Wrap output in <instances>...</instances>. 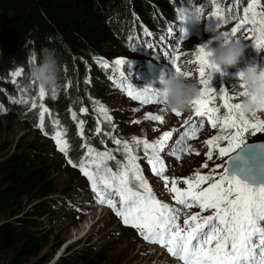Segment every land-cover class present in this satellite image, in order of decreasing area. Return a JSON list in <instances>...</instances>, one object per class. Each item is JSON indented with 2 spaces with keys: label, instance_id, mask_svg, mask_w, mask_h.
Here are the masks:
<instances>
[{
  "label": "snow or ice",
  "instance_id": "snow-or-ice-1",
  "mask_svg": "<svg viewBox=\"0 0 264 264\" xmlns=\"http://www.w3.org/2000/svg\"><path fill=\"white\" fill-rule=\"evenodd\" d=\"M213 3L215 4L216 0H213ZM194 13L202 14V8L187 6L178 8V18L181 21ZM213 18L216 21L215 29H218L222 23L228 22V17L222 14L218 6L209 17V19ZM234 18L238 21L236 25L230 31L223 32L226 40L236 38L242 41L238 34L246 30L253 33L251 39L256 41V47L264 48V13L257 11V0H251L248 3L243 10V17ZM171 31L170 28L169 32ZM187 35V32L182 30L179 40L187 39ZM251 39L248 41L251 42ZM176 51L177 55L171 58L175 73L190 78L192 74L182 72L178 65L180 57L178 50ZM205 57V44H201L195 53L194 61L199 66L201 88L199 95L192 101L191 107L196 117L201 119L207 117L213 129L219 124L221 132L226 129L234 130L230 135H215L206 141L207 160L212 161L214 153L218 152L220 158H226V163L215 165L208 174L197 171L194 178H182V180L172 178L170 181L161 154L165 151L166 144L173 133L164 132L160 140L155 143L133 137V142L138 147L143 145L144 158L151 165L152 172L163 179L165 188L174 194L172 199L181 207L173 208L168 203L157 199L137 163L138 157L134 155L132 147L127 141L122 142L115 136L111 137L113 142L116 145L123 143L124 152L127 155V162L118 165L116 171H113L107 163L108 160L114 159L110 152L97 151L86 144V156L78 164L70 158L67 163L72 167H78L87 177L100 205L109 207L125 226L136 229L146 242L165 247L167 252L182 261V264H264V166L244 160V168L240 175H230L228 171L230 161L241 159L237 150L247 144L245 134L256 135L264 132V119L249 121L237 113L239 104L233 101L244 94L242 84H240V91L233 90L231 94L226 89L222 88L217 92L211 87L212 74L221 70L209 65ZM32 59H35V54ZM124 64L125 61L122 59L115 61L117 68ZM103 67L107 68L108 65L104 64ZM23 72L22 67L13 71L14 83L15 78L21 76ZM127 94L133 100L143 104H161L156 91L150 88L138 90L129 86ZM46 95L47 91L39 88V98L43 100ZM51 95L55 99L57 89H53ZM217 98L223 101V109L226 110L222 117L221 109L211 106ZM32 107H36L35 102L32 103ZM40 107L42 110L37 126L43 131L44 114L49 110L43 104ZM100 110L107 113L105 108ZM80 111L87 112V109L81 108ZM161 111L166 109L162 108ZM172 113L177 117L182 115L177 111ZM105 118L111 120L110 116L106 115ZM145 118L160 123L165 120L163 115L151 113H148ZM73 119H76L75 113H73ZM189 123L185 121V124ZM83 124V120L78 124L81 136H83ZM195 129L196 125L191 123V127L177 141L176 147L172 150L173 155L177 152L183 154L189 151L183 141L185 138H193ZM95 131L99 134L100 127L98 126ZM63 135L62 132L56 131L51 138L55 140L58 150L68 157L70 147ZM220 141H226V146H220ZM253 147L264 150V143H255ZM177 159H179L178 155ZM202 167L207 169L209 165L204 163ZM133 181L137 182L138 188L132 187ZM180 183L187 187H179ZM117 196L118 204L114 199ZM192 208H198L199 211L184 215L181 224L183 210Z\"/></svg>",
  "mask_w": 264,
  "mask_h": 264
},
{
  "label": "trees",
  "instance_id": "trees-1",
  "mask_svg": "<svg viewBox=\"0 0 264 264\" xmlns=\"http://www.w3.org/2000/svg\"><path fill=\"white\" fill-rule=\"evenodd\" d=\"M187 1L0 0V105L6 108L7 120H20L27 127L37 128L40 106L29 111L25 106H10L8 101L17 97L39 101V86L28 75L30 65L39 57H32L45 47L55 49L62 73L56 98L48 90L39 102L49 110L44 114L43 133L49 137L56 125L65 130L68 157L77 164L85 155V144L107 150L108 141L95 131V118L80 111L106 92L102 70L92 60L107 61L127 54L134 41L130 39L131 29L137 22L145 26L135 31L137 37L146 30L164 29ZM236 1L240 6L251 2ZM236 15L234 10L232 17ZM21 67L24 72L14 83L12 73ZM1 117L0 136L5 130ZM81 120L83 136L78 128ZM36 141L0 160V264H27L47 243V237L37 229L35 216L55 207L59 193L47 155L49 143ZM27 202L35 204L30 212L23 209ZM99 257L86 251L81 257L66 255L58 264H98Z\"/></svg>",
  "mask_w": 264,
  "mask_h": 264
},
{
  "label": "rangeland",
  "instance_id": "rangeland-1",
  "mask_svg": "<svg viewBox=\"0 0 264 264\" xmlns=\"http://www.w3.org/2000/svg\"><path fill=\"white\" fill-rule=\"evenodd\" d=\"M188 2L191 4V8H200V6L203 5V0H193V3H191L192 0H189ZM245 6L246 4H242L241 6L239 4L240 8H244ZM243 10L244 9L239 12L238 16L243 17ZM257 11L264 13V0L257 1ZM213 12L214 10L211 8L202 11V21L198 28H193L191 25V15L183 21V24L174 25L171 34L166 37L165 41H161V48L158 46V37H155L151 40L147 39L146 46H150L148 47L149 50L144 53L137 50V52H130L116 57V59L107 61H103L102 59L92 60L96 62L98 66L99 64L102 66L107 64L108 67L112 69V72H114L113 79L103 80L104 85L107 81L105 85V95L98 100L90 102L85 107L87 112H82L88 113L96 118L97 127L99 126L101 129L100 133L102 139L108 141V149L106 151L110 152L114 157L110 162L109 160L107 161L108 166L112 169L113 166L118 168V165L125 164L127 162V155L124 152L123 143L121 145H116L111 137L115 136L116 139L124 142L130 136L137 138L145 136L151 141H156L160 139L159 135L161 134V130H171L175 127V129L183 133L178 135L180 139L184 135V132L191 127V123L196 125L195 136L198 135V132H202L204 136L201 137L199 141L196 139L191 141L192 143L190 140L185 143V138L183 142L189 148V151L186 152L187 158L184 159L183 156L181 159L184 160L179 162L176 157L177 155H182L179 152H177L175 156L173 155V157L170 155L169 150L167 153L161 154L165 158H172V160H175V162H172V167L169 169L170 174L173 173L169 180L171 181L172 178L181 180L182 178H194L197 171H200L201 174H208L215 165L223 164L222 160H225L226 163V158L220 159L218 152L214 153V159L212 161H208L206 156L208 151L206 141L213 137L217 131H221L219 124L213 129L207 117L201 119L195 116L192 107L188 111L181 112L182 115L180 117L175 116L177 118V121H175L171 114L167 116V114H169L168 111H161L163 108L161 104H143L144 106L141 108L139 102L134 105L137 100H133L127 94V88L129 86L138 90L145 88H150L154 91L158 90L160 87V78L166 76L165 74L170 70H173V74L175 73L171 64V54L169 52L175 53L174 44L176 43V34H182V30L186 31L188 39L183 42L182 51L185 54H192L191 51H195L196 53L199 46L207 43L209 40V33L206 29L216 28L215 18L209 19ZM257 18L259 19L260 17L258 16ZM237 22L238 21L233 18L232 21L224 25L221 24L217 30L222 32L230 31ZM197 33H199V35H197ZM252 35L253 33L247 31L245 34H238V37L244 40H242L243 44L247 46L245 54L236 67L227 70L230 71L229 73L225 74L223 69L215 73L212 81H210V85L213 89L216 88L217 92L222 88L228 90L230 94L233 90L237 92L240 91V74L242 71L249 66L257 65L259 62L260 65L262 63L264 64V62L260 60L264 58V48L256 47V41L251 39ZM249 39H251V42L248 41ZM179 57V60L188 61L184 54L179 55ZM118 59L125 61V64L120 68H117L115 65V61ZM179 62L180 61H178V65L182 68ZM193 69H195L194 63L188 66L187 72H192ZM221 73H223V75ZM138 84H142V87H138ZM215 101L217 104L214 102L211 106L220 108L223 101L219 98L215 99ZM233 102H238V100ZM26 103L24 102L23 105ZM21 105L22 103L17 100L14 107ZM101 108L107 109V113L102 112L100 110ZM225 111L226 110L221 109V117L224 115ZM154 112L156 113L155 115H163L171 119L170 124L168 125L157 121L153 122L145 118L148 113L153 114ZM0 114L2 116L1 121L5 127L4 132L0 136V160L30 141L37 140L36 142H41L42 140H46L49 143L47 155L52 165V179L59 193L55 197L56 201H58L55 207L46 208L38 218L35 216L37 229L47 237V243L40 255L30 259L27 264H58L66 255L81 257L86 251H90L91 256L96 254L100 256L98 264H163V262L159 263L158 259L162 258L165 261L167 260L166 257L169 253L165 247L155 244L160 248L159 252H162L157 256L152 248L146 247L147 242L138 234L139 232L133 235L134 228L125 226L122 220L116 216L109 207L95 202L97 198L91 189V184L87 177H85L79 169L73 168L67 163L65 155L58 150L54 139L45 136L41 129L36 130L32 127H27V125L21 123L20 120H7L8 114L5 112ZM106 115L110 116L111 120L106 119ZM259 119H264V113L259 114ZM135 121H139V123H135ZM185 121H189L190 123L185 124ZM206 124H208L209 127L205 130ZM53 129H56V127L54 126ZM57 131L62 132L64 134L63 138L66 139L65 133L62 130ZM233 131V129H226L225 135H230ZM245 140L247 144L242 145V147L237 150L238 155L247 145L264 143V132H259L256 135L246 133ZM173 143L174 142H170L172 149L176 147V144ZM219 143L220 146H226V141H220ZM132 144V149L135 150L134 146H138L133 141ZM139 150L140 148L138 152ZM188 152L189 154L187 155ZM197 153H199V155H197ZM134 155L138 157L137 163L140 165L141 170H143L147 163V160L144 158L145 153H136L135 150ZM113 161L116 165L112 163ZM204 163L209 165L207 169L202 167ZM165 165L167 169L166 174H169L167 161H165ZM144 177L148 183L153 181L150 186L157 199L161 200L163 203H168L173 208H177L171 193L169 191L167 192L168 189L164 186V181H159L157 176L152 173V170L148 175L149 178L147 176ZM170 186L169 183V187ZM178 186L181 188L186 187V185L182 183ZM132 187L138 188V184L133 181ZM114 199L118 204L119 197L117 196ZM34 205L33 203L27 202L24 204L23 209L25 212H30ZM178 207L181 206L178 205ZM185 210H183L184 212L181 214V224L184 215H191L198 211L196 208ZM138 242L141 243V245H139ZM165 264L172 263L167 260Z\"/></svg>",
  "mask_w": 264,
  "mask_h": 264
},
{
  "label": "clouds",
  "instance_id": "clouds-1",
  "mask_svg": "<svg viewBox=\"0 0 264 264\" xmlns=\"http://www.w3.org/2000/svg\"><path fill=\"white\" fill-rule=\"evenodd\" d=\"M202 14L191 15L190 23L198 28ZM209 40L205 44L206 61L209 65L223 69L224 73L236 67L244 56L247 46L236 39L226 40L224 33L217 29L207 28ZM199 35V33H197ZM215 45V46H213ZM38 60L29 67V78L39 88L46 91L58 89L60 86L62 65L55 49L43 48ZM240 84L243 95L238 97L237 113L249 121L259 120L264 113V65H253L242 71ZM157 97L168 112H185L191 108L192 101L199 95V83L188 79L183 74H167L160 78Z\"/></svg>",
  "mask_w": 264,
  "mask_h": 264
},
{
  "label": "bare ground",
  "instance_id": "bare-ground-1",
  "mask_svg": "<svg viewBox=\"0 0 264 264\" xmlns=\"http://www.w3.org/2000/svg\"><path fill=\"white\" fill-rule=\"evenodd\" d=\"M253 36V35H252ZM242 43H243V41H242ZM131 45H133V46H137V43H136V41L134 40L133 41V44H131ZM187 53V52H186ZM191 53H192V55L193 54H195V51H191ZM194 57H195V55H193ZM191 59H192V57H191ZM262 60V62H264V59H261ZM180 63V65H181V70H182V72H185V73H189V72H187L188 71V66L189 65H191L192 64V62H185V61H180L179 62ZM261 65H264L263 63L261 64ZM194 67H195V69H193V71L192 72H190L192 75H191V77L190 78H188V79H190V80H193V81H196V82H198L199 83V75H198V69H196V65L194 64ZM167 74H173V70H170V71H168L165 75H167ZM212 81V80H211ZM211 84V83H210ZM199 87L201 88V85H200V83H199ZM215 90H216V88H215ZM219 92V91H218ZM216 103V101L214 100L213 101V103ZM217 104V103H216ZM169 114H167V116H170V114L172 115V117L175 119V121H177V118L175 117V114H173V113H170V112H168ZM154 115L156 114L155 112L153 113ZM165 117V116H164ZM144 120V119H143ZM170 120L171 119H169V118H167V117H165V120H164V122L163 123H165V124H170ZM147 121V120H146ZM154 122V121H153ZM147 123V122H146ZM205 123V122H204ZM176 124V123H175ZM207 127H209L208 126V124H206V126H205V130L207 129ZM171 129V128H170ZM177 129H175V127L174 128H172L171 130H168V129H166V130H161L160 132H161V134L159 135L160 136V138L162 137V135H163V133L164 132H174V131H176ZM226 134V132L225 131H223V132H221V131H217L216 132V134L215 135H225ZM214 135V136H215ZM204 135L202 134V132H198V135L197 136H194L193 138H186V140H185V143H187V142H189V140H190V142L191 141H193V140H197V141H199L200 139H201V137H203ZM137 138V137H136ZM139 140H144V139H147L148 141H149V143H155L156 141H158V140H160V139H158V140H156V141H151L150 139H148V138H146L145 136L144 137H142V138H138ZM125 141H127L128 143H129V145L131 146V147H133V144H132V141H133V136H130L127 140H125ZM192 143V142H191ZM174 144V143H173ZM174 146V145H173ZM124 147V146H123ZM134 148H135V150H136V153H140V152H143L144 153V149H143V145L141 144L139 147H135L134 146ZM140 148V150H139V152H138V149ZM135 150H133V153H134V151ZM150 151V150H149ZM143 155V154H142ZM183 155H184V159L185 158H187V156H186V153H183ZM175 156V155H174ZM177 157V156H176ZM183 156L181 155L180 157H179V162H182L183 160L181 159ZM164 161H166V160H164ZM172 162H173V160L171 161V165H170V167H169V169L172 167ZM169 163V161H167V164ZM168 166V165H167ZM142 171V173H143V175L144 176H147L148 177V175L150 174V172H151V169H150V167H148V165H145L144 166V168H143V170H141ZM173 171V170H172ZM153 173V172H152ZM173 174V173H172ZM149 178V177H148ZM154 180V179H153ZM152 182L153 181H150L149 182V185H151L152 184ZM156 182V181H155ZM135 183H137V182H135ZM93 202H94V200H93ZM95 202H97V201H95ZM97 204V203H96ZM177 205V204H176ZM177 207H178V205H177ZM186 211V210H185ZM184 212V211H183ZM139 234V233H138ZM146 242V241H145ZM157 252V251H156ZM162 253V252H161ZM160 253V254H161ZM168 255V254H167ZM133 260V259H132ZM158 262L159 263H161V262H163V264H165V260L164 259H162V258H159L158 259Z\"/></svg>",
  "mask_w": 264,
  "mask_h": 264
},
{
  "label": "water",
  "instance_id": "water-1",
  "mask_svg": "<svg viewBox=\"0 0 264 264\" xmlns=\"http://www.w3.org/2000/svg\"><path fill=\"white\" fill-rule=\"evenodd\" d=\"M254 144L245 146L244 150L239 154L241 159L229 162L228 171L230 175H240L241 170L244 168V160H249L258 166H264V150L253 147Z\"/></svg>",
  "mask_w": 264,
  "mask_h": 264
}]
</instances>
